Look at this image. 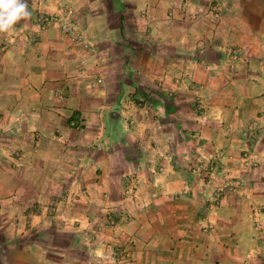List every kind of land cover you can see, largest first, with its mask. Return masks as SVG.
<instances>
[{
    "label": "crops",
    "instance_id": "obj_1",
    "mask_svg": "<svg viewBox=\"0 0 264 264\" xmlns=\"http://www.w3.org/2000/svg\"><path fill=\"white\" fill-rule=\"evenodd\" d=\"M34 3L13 33H0V129L6 119L18 127L12 144L0 146V201L21 219L12 231L29 233L58 201L57 226L87 234V242L75 236L69 245L110 256L109 264H264V170L244 180L234 161L242 142L231 140L242 135L244 106L260 96L258 89L230 94L234 82L222 79L224 70L194 62L193 11L207 1L83 0L98 42L90 65L57 26L42 29L30 12L61 10L57 2ZM199 72L211 73L206 115L186 94ZM75 115L81 129L69 124ZM230 121L238 128H223ZM197 135L202 146L232 154L226 166L243 177V189L217 203L203 193L202 180L187 170ZM67 201L72 208L61 207ZM117 212L123 218L112 232L129 238L123 246L94 234L97 215Z\"/></svg>",
    "mask_w": 264,
    "mask_h": 264
},
{
    "label": "rangeland",
    "instance_id": "obj_2",
    "mask_svg": "<svg viewBox=\"0 0 264 264\" xmlns=\"http://www.w3.org/2000/svg\"><path fill=\"white\" fill-rule=\"evenodd\" d=\"M35 1L39 3L40 0H24L27 7L30 4L34 5ZM51 1L57 2L62 9L44 11L40 10V7L34 9L32 6L33 11L30 12L34 14L42 29L57 26L69 40V48L76 47L78 53L89 55L87 59L90 65L98 42L93 34L90 33L82 15L81 2L83 0ZM205 1L207 3L203 6V9L193 11L196 12L193 17L199 20L195 27L198 32H195V37L193 36L198 45L194 52L198 55L199 60L194 62H199L204 69H210L209 66H212V70L217 69L219 72L224 70L222 79L225 81L229 79L234 82L232 84L234 86H230V94L239 90L242 95H249L250 92L253 94L258 89L257 92L260 96V100L256 101V105L246 103L244 106L246 107L244 110L245 121H243L242 129H240V134L242 135L239 138L231 139L235 144L242 142L241 145L239 144L240 148L234 161L236 165L243 168L244 180L246 178L251 179L255 172L264 170L262 166L264 164V0ZM68 16L80 21V30L93 43L92 50L84 48L78 40L63 30L61 21ZM28 17H31V15ZM26 19L27 17L21 20ZM0 33H6L7 35L8 33H13L12 27L9 31ZM212 54L213 58L211 57ZM204 69L203 71L206 70ZM206 75H208L207 79ZM186 76L190 77L191 75L187 74ZM192 76L197 78L192 79L190 90L188 89L186 94L188 95L190 91V98L194 103V111H197L200 115H206L209 111L208 100L210 95H213V87L206 83L209 81L211 73L203 74L199 72L198 75L195 73ZM215 79L218 82L219 79ZM252 108L253 116L252 113L249 114L248 112V109L252 110ZM2 115L5 114L0 112V118ZM77 117L80 118V115L72 116L69 124L72 128L81 129L84 125L82 118L79 124L75 125L72 123V120ZM11 122L12 120L10 119H6L3 122L5 126L0 129L4 130V133L0 134V146L10 145L15 140V132H12V130L13 128L18 129V127L12 125ZM226 125H229L230 129ZM237 125V123L230 121L229 124L223 125V128L233 131L232 129L238 128ZM29 128V125H24L21 130H29ZM213 129H218V125L215 122ZM196 138L198 146L195 149V153H190L191 160L186 158L189 162L187 166L190 164V168L187 170L193 176L202 180L203 193H207V196L212 195L213 201L217 203L225 193L243 189L245 187L243 186L245 185L243 177L241 175H233L226 166L225 158L229 161L232 158V154L230 156L225 150L211 144L202 146L203 142L201 140H204V138L202 139L198 135ZM190 145L192 146L193 144ZM0 176L2 177L3 175L0 173ZM130 184L133 188L137 187V183L132 180ZM58 203V201L49 203V216L45 220L42 219L29 233H24L23 231H12L13 222L15 220L21 221V219L12 216L10 213L13 204L9 202L2 204L0 201V264H25V262H29L28 264H109V262L113 261L110 256L96 258L82 246L69 245L75 236L81 243L87 242V234L78 231H62L57 226V223H60V219H55L52 215L60 208ZM40 204L41 202H37L35 207L42 209L43 206ZM64 204L66 205L62 204V208H72V206L68 205L71 202L67 201ZM79 206L81 208L85 207L81 204ZM75 211V213H78V210L75 209ZM121 218H123V214L120 212L108 216L97 215L94 219L96 221L94 231L96 237H99L100 240H115L114 242L117 246L129 243L127 236L115 235L112 232V227ZM50 220L53 223H50ZM65 220L63 218L62 221ZM262 239L264 242V236ZM262 250V255L264 256V248ZM114 253L116 251L112 252V254Z\"/></svg>",
    "mask_w": 264,
    "mask_h": 264
},
{
    "label": "clouds",
    "instance_id": "obj_3",
    "mask_svg": "<svg viewBox=\"0 0 264 264\" xmlns=\"http://www.w3.org/2000/svg\"><path fill=\"white\" fill-rule=\"evenodd\" d=\"M29 16L24 0H0V32H7L11 27Z\"/></svg>",
    "mask_w": 264,
    "mask_h": 264
},
{
    "label": "built area",
    "instance_id": "obj_4",
    "mask_svg": "<svg viewBox=\"0 0 264 264\" xmlns=\"http://www.w3.org/2000/svg\"><path fill=\"white\" fill-rule=\"evenodd\" d=\"M81 23L79 20H75L72 17L68 16L65 17L62 21H61V26L63 27V30L67 33H69L74 39L78 40L81 45L88 49V50H92L93 49V43L87 39L86 35L80 30ZM98 80H102V79H98ZM57 95L59 97H64V92L62 91V89H60L57 92ZM81 122V118L77 117L75 119L72 120L73 124H79Z\"/></svg>",
    "mask_w": 264,
    "mask_h": 264
}]
</instances>
